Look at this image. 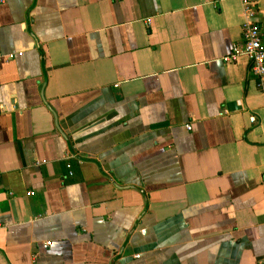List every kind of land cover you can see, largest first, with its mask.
<instances>
[{
	"label": "crops",
	"instance_id": "0c3cea01",
	"mask_svg": "<svg viewBox=\"0 0 264 264\" xmlns=\"http://www.w3.org/2000/svg\"><path fill=\"white\" fill-rule=\"evenodd\" d=\"M243 22L241 0H0V264H264Z\"/></svg>",
	"mask_w": 264,
	"mask_h": 264
},
{
	"label": "built area",
	"instance_id": "2783aa9c",
	"mask_svg": "<svg viewBox=\"0 0 264 264\" xmlns=\"http://www.w3.org/2000/svg\"><path fill=\"white\" fill-rule=\"evenodd\" d=\"M241 3L244 16L242 25L243 43L234 45L226 60L234 62L238 57L246 56L250 62L252 74L259 79L258 86L264 90V37L258 19V4L256 0H241ZM12 57L11 55L10 58ZM188 128L190 129V127ZM49 245L50 243H46L44 248Z\"/></svg>",
	"mask_w": 264,
	"mask_h": 264
}]
</instances>
